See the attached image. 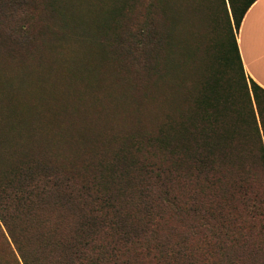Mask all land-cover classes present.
Segmentation results:
<instances>
[{
    "label": "trees",
    "instance_id": "16d2710c",
    "mask_svg": "<svg viewBox=\"0 0 264 264\" xmlns=\"http://www.w3.org/2000/svg\"><path fill=\"white\" fill-rule=\"evenodd\" d=\"M256 1L113 0L85 30L81 0H0V264H264V89L236 39ZM72 27L56 64L115 76L136 116L90 157L44 61Z\"/></svg>",
    "mask_w": 264,
    "mask_h": 264
},
{
    "label": "rangeland",
    "instance_id": "374dc122",
    "mask_svg": "<svg viewBox=\"0 0 264 264\" xmlns=\"http://www.w3.org/2000/svg\"><path fill=\"white\" fill-rule=\"evenodd\" d=\"M112 4L113 0H81L77 6H73L76 15L79 16L81 20L79 21L81 27L85 30H89L91 28L93 16L98 14V18H100L101 15L103 16V14L110 9ZM46 19H48L46 22L50 23L52 27L56 29L58 25L61 24L60 21L53 22L51 15H48ZM77 19L78 18L72 19L68 23L73 25ZM76 28H79V26ZM66 30L69 33L62 38L60 44L55 42L57 37L53 38L47 35V39H51L53 43L48 44L47 47L44 48V55L46 56V54H48V58L45 57L44 61L46 62L48 60L50 62L46 68L53 66L64 74V77L59 79L57 92L65 96L70 90L73 95V101L67 105L59 124L62 125L63 130L68 129V140L72 143L78 142L77 144H83L80 146L82 148L81 154L87 153L88 157L95 153L100 155L105 150H112L115 144L114 140L122 136L124 131L130 127L131 119L136 117L135 112L131 108L130 101H125L124 96H122L120 82L114 79L115 76L105 75L99 78L95 77V82L98 85H95L92 81L83 83L86 80L81 73L83 64L70 63L63 67L56 64L64 60L65 57L71 56L75 52H80L84 48V44H77L78 31L73 29V27L72 29L66 28ZM200 33L203 34L202 31ZM199 44L202 45L203 49L202 52L198 54V57H206V60H208L210 54V52L208 53L210 50L208 42L203 40V42H199ZM82 58L85 59L84 63L88 64L83 55L80 59ZM93 64H95V62ZM33 76L36 77L34 74ZM91 80H93V77ZM76 82L78 84H76ZM66 87H68V89ZM169 92L170 90H165L167 96ZM52 107L53 103H50L49 111ZM51 125L57 128L54 123ZM79 125H88L91 132L77 131L76 127ZM39 131L43 132L42 129H39ZM54 131H56V129H54Z\"/></svg>",
    "mask_w": 264,
    "mask_h": 264
},
{
    "label": "crops",
    "instance_id": "0c3cea01",
    "mask_svg": "<svg viewBox=\"0 0 264 264\" xmlns=\"http://www.w3.org/2000/svg\"><path fill=\"white\" fill-rule=\"evenodd\" d=\"M236 39L247 78L264 89V0L247 11Z\"/></svg>",
    "mask_w": 264,
    "mask_h": 264
}]
</instances>
